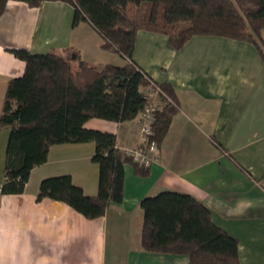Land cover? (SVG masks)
<instances>
[{
  "label": "crops",
  "instance_id": "0c3cea01",
  "mask_svg": "<svg viewBox=\"0 0 264 264\" xmlns=\"http://www.w3.org/2000/svg\"><path fill=\"white\" fill-rule=\"evenodd\" d=\"M73 13L64 2L6 3L0 16V113L8 82L25 69L10 49L76 55L92 65L127 63L102 48L88 22L73 26ZM132 59L153 81L169 84L178 102L157 162L145 176L126 165L121 203L89 220L64 203L36 196L43 179L61 175L95 196V144L51 146L23 193L0 194V264H189L186 256L142 249L140 202L164 191L202 203L214 224L237 240L240 264H264L263 57L250 43L218 36H194L174 50L165 35L141 30ZM138 119L93 118L84 128L114 134L117 146L129 149L141 142ZM7 137L8 130H0V186Z\"/></svg>",
  "mask_w": 264,
  "mask_h": 264
},
{
  "label": "trees",
  "instance_id": "16d2710c",
  "mask_svg": "<svg viewBox=\"0 0 264 264\" xmlns=\"http://www.w3.org/2000/svg\"><path fill=\"white\" fill-rule=\"evenodd\" d=\"M8 1L29 7L70 4L72 25L88 22L102 48L127 62L92 65L76 55L67 59L55 52L9 50L25 69L8 82L0 113V130H8L0 194L23 193L31 170L46 162L51 146L93 142L91 161L99 168L95 196H86L69 175L43 179L36 196L37 201L64 203L89 220L121 203L126 165L139 176L147 175L149 167L125 156L114 134L86 129L85 122L131 121L150 105L148 94L157 92L160 104L143 147L159 148L178 112L173 88L153 81L132 59L138 31L165 35L174 50L194 36L247 42L264 60V0H0V16ZM140 207L143 251L186 256L189 264H240L237 240L215 225L210 211L192 196L164 191L143 198Z\"/></svg>",
  "mask_w": 264,
  "mask_h": 264
},
{
  "label": "built area",
  "instance_id": "2783aa9c",
  "mask_svg": "<svg viewBox=\"0 0 264 264\" xmlns=\"http://www.w3.org/2000/svg\"><path fill=\"white\" fill-rule=\"evenodd\" d=\"M158 99L157 92H151L148 94V100L150 105L147 106L139 115V133H140V145L135 148L121 149L125 156L132 159L133 162L150 167L152 164L157 162L156 151L157 147L155 144H149L147 147H143L146 144L148 136L151 133V124L153 121V111L159 105L155 100Z\"/></svg>",
  "mask_w": 264,
  "mask_h": 264
},
{
  "label": "rangeland",
  "instance_id": "374dc122",
  "mask_svg": "<svg viewBox=\"0 0 264 264\" xmlns=\"http://www.w3.org/2000/svg\"><path fill=\"white\" fill-rule=\"evenodd\" d=\"M155 102H159L158 99H156Z\"/></svg>",
  "mask_w": 264,
  "mask_h": 264
},
{
  "label": "water",
  "instance_id": "95a60500",
  "mask_svg": "<svg viewBox=\"0 0 264 264\" xmlns=\"http://www.w3.org/2000/svg\"><path fill=\"white\" fill-rule=\"evenodd\" d=\"M75 57H72V59H74Z\"/></svg>",
  "mask_w": 264,
  "mask_h": 264
}]
</instances>
